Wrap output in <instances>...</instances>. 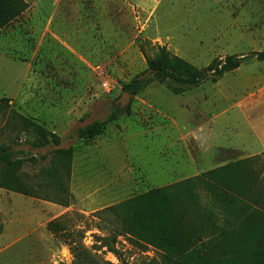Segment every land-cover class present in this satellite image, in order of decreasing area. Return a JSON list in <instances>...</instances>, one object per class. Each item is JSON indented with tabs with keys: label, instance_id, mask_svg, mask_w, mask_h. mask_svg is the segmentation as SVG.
Returning <instances> with one entry per match:
<instances>
[{
	"label": "rangeland",
	"instance_id": "374dc122",
	"mask_svg": "<svg viewBox=\"0 0 264 264\" xmlns=\"http://www.w3.org/2000/svg\"><path fill=\"white\" fill-rule=\"evenodd\" d=\"M161 48L197 69L264 53V0H29L0 30V99L8 100L0 146L21 153V178L35 190L0 189V264H161L157 249L99 212L264 156V62L255 58L181 95L154 81L119 108L123 86ZM116 108L100 135L77 137ZM10 112L58 143L35 147ZM68 148L69 167L54 158ZM251 167L264 192V167ZM199 197L205 205L206 194ZM196 226L210 225L202 218ZM225 264H264V254Z\"/></svg>",
	"mask_w": 264,
	"mask_h": 264
},
{
	"label": "trees",
	"instance_id": "16d2710c",
	"mask_svg": "<svg viewBox=\"0 0 264 264\" xmlns=\"http://www.w3.org/2000/svg\"><path fill=\"white\" fill-rule=\"evenodd\" d=\"M26 7L22 0H0V30L16 19ZM250 58L264 62V53L247 57L231 56L224 61L214 59L207 67L197 69L180 58L171 57L165 48H161L157 57L145 59V72L125 84L123 93L135 97L156 81L171 94L181 95L206 81L215 82L224 74L237 70ZM7 110L8 100L0 99V113ZM9 114L33 137L35 147L58 143V138L43 127L13 112ZM119 115L120 110L116 108L105 121H95L79 129L77 137H97L104 125L115 121ZM71 155V148L54 152V158L67 161L68 167ZM263 157L233 162L173 186L150 190L99 213L119 222L123 231L135 240L157 249L161 264H186V259L190 257L194 258V264H198L197 260L202 264H225L232 256L246 260L262 256L264 197L261 194L264 192L263 185L258 182V172L251 166L263 168ZM24 163L20 152L0 146V189L35 197V190H31L21 178ZM199 192L206 194L205 205L198 202ZM244 200H248L255 208L248 206ZM184 208L193 212L192 226L188 223L191 220L179 213L184 212ZM243 211L253 214L240 215ZM202 218L207 219L210 225L205 230L196 226ZM176 246H179L178 249Z\"/></svg>",
	"mask_w": 264,
	"mask_h": 264
},
{
	"label": "water",
	"instance_id": "95a60500",
	"mask_svg": "<svg viewBox=\"0 0 264 264\" xmlns=\"http://www.w3.org/2000/svg\"><path fill=\"white\" fill-rule=\"evenodd\" d=\"M130 95L127 93H122L121 98L119 99V108L122 109L128 102Z\"/></svg>",
	"mask_w": 264,
	"mask_h": 264
},
{
	"label": "crops",
	"instance_id": "0c3cea01",
	"mask_svg": "<svg viewBox=\"0 0 264 264\" xmlns=\"http://www.w3.org/2000/svg\"><path fill=\"white\" fill-rule=\"evenodd\" d=\"M22 1H24V3L26 4V5H28L29 4V0H22ZM197 176V175H196ZM195 177V176H194Z\"/></svg>",
	"mask_w": 264,
	"mask_h": 264
}]
</instances>
